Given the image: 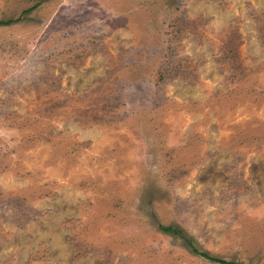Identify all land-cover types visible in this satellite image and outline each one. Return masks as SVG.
<instances>
[{
    "label": "rangeland",
    "instance_id": "obj_1",
    "mask_svg": "<svg viewBox=\"0 0 264 264\" xmlns=\"http://www.w3.org/2000/svg\"><path fill=\"white\" fill-rule=\"evenodd\" d=\"M10 19L0 264H264V0H0Z\"/></svg>",
    "mask_w": 264,
    "mask_h": 264
},
{
    "label": "trees",
    "instance_id": "obj_2",
    "mask_svg": "<svg viewBox=\"0 0 264 264\" xmlns=\"http://www.w3.org/2000/svg\"><path fill=\"white\" fill-rule=\"evenodd\" d=\"M17 19H19V18H17ZM12 20H13V19H10V20H0V24L10 23ZM165 229L168 230V231H171V230H174V231H175V229L172 228V227H166ZM192 246H193V245H192ZM193 248H194V250H195L196 252H201V251H199L195 246H193ZM201 254L204 255V256H206V257L211 258L212 260L218 261V262H220V263H222V264H240V263H237V262L228 261V260H226V259L216 258V257L210 256V255H208V254L205 253V252H201Z\"/></svg>",
    "mask_w": 264,
    "mask_h": 264
}]
</instances>
